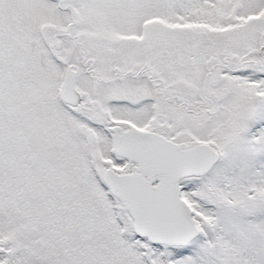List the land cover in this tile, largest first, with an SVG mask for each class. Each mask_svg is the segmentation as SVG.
<instances>
[{"label":"snow or ice","instance_id":"6c2138e0","mask_svg":"<svg viewBox=\"0 0 264 264\" xmlns=\"http://www.w3.org/2000/svg\"><path fill=\"white\" fill-rule=\"evenodd\" d=\"M0 264H264V0H0Z\"/></svg>","mask_w":264,"mask_h":264}]
</instances>
